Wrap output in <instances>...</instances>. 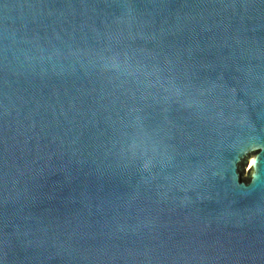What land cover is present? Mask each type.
<instances>
[{"label": "water", "instance_id": "95a60500", "mask_svg": "<svg viewBox=\"0 0 264 264\" xmlns=\"http://www.w3.org/2000/svg\"><path fill=\"white\" fill-rule=\"evenodd\" d=\"M0 264H264V0H0Z\"/></svg>", "mask_w": 264, "mask_h": 264}]
</instances>
